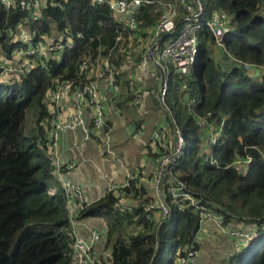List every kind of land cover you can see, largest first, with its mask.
<instances>
[{
	"label": "trees",
	"instance_id": "obj_1",
	"mask_svg": "<svg viewBox=\"0 0 264 264\" xmlns=\"http://www.w3.org/2000/svg\"><path fill=\"white\" fill-rule=\"evenodd\" d=\"M201 1L206 15L213 10L233 13L231 30L225 37L227 50L241 60L263 65L264 0ZM156 14L153 5L140 9L136 15L139 28L130 42L133 32L117 22L104 4L44 0L41 17L33 20L29 10L5 8L0 3L2 60H11L14 53L28 48L19 40L20 31L34 32V43L45 36L58 40L78 32L83 35L59 55L47 60L34 56L37 65L30 71L0 80V264L71 263L73 239L69 235L66 198L53 179L43 145L47 134L44 118L50 114L46 92L55 78L75 84L86 82V72H80L81 63L86 60L87 69L97 71L99 60L105 57L111 63L114 84L126 85L121 69L130 59L127 44L130 42L133 48V41L144 42ZM198 41L194 65L197 87L188 82L189 89L181 92L175 77L167 97L184 137L174 174L197 193L205 209L222 215L223 224L255 226V236L233 252L227 264H264V73L255 75L253 70L228 63L224 54L213 49V36L206 28L199 31ZM42 60L47 68L40 66ZM91 79L99 78L95 74ZM31 105L38 113L33 130L25 134V111ZM206 112L218 120L225 116L222 135L209 152L217 164L206 158L205 142L195 124V115ZM246 154L252 160L240 172L231 163ZM51 187H55L53 194L48 193ZM164 197L170 214L158 221V227L152 213L145 209L147 199L132 210L123 209L116 205L113 192L80 212L79 218L105 219L104 250L110 253L105 258L98 256L99 264H173L178 250L192 240L198 229L199 211L167 193ZM129 228L135 231L128 234ZM17 232L10 253V241Z\"/></svg>",
	"mask_w": 264,
	"mask_h": 264
},
{
	"label": "built area",
	"instance_id": "obj_2",
	"mask_svg": "<svg viewBox=\"0 0 264 264\" xmlns=\"http://www.w3.org/2000/svg\"><path fill=\"white\" fill-rule=\"evenodd\" d=\"M93 4L107 5L113 17L117 22L123 23L133 33L129 36L130 42L134 40L135 31L139 28V21L136 15L143 6L153 5L156 7L155 23L149 30L148 37L141 45L140 51L132 54L134 48L127 44L128 54L135 59V67L141 71H149L157 75L156 99L159 109L163 113V121L150 133V139L154 149L155 168L152 172V182L155 186L157 200L145 204L146 211L152 213L159 210L160 221L165 220L170 214V207L165 201L164 193L169 194L173 199L179 198L187 202L194 211L198 209L199 220L198 229L192 240L186 244L181 250H178L173 264H194L198 254V243L202 232L205 230V222L212 218L218 230L235 238L234 252L240 249L242 245L247 244L255 236V226L244 229H224L221 214H213L203 207L200 198L196 196V192L191 190L185 182L174 174V169L178 159L181 156L184 137L176 119L172 113V109L167 101L170 91V84L173 78L179 79L177 88L183 92L189 89L188 80L190 66H194L199 52L198 33L201 29H208L214 41V46L224 54L228 63L238 66L243 70L258 69L260 74L264 73V64H252L241 60L231 54L225 46L226 34L231 30L232 16L222 13L219 10H213L206 15L201 0H87ZM5 8H21L29 10L33 20L38 19L42 15L44 0H0ZM10 31L9 29H7ZM34 32L23 33L19 40L28 45V48L21 52L25 58L18 60H0V80L5 79L8 75H21L30 71L36 64L33 57H39L47 60L53 56L61 54L65 48H71L75 44L77 38H82L81 33L66 39H47L46 41L33 42ZM44 60L40 66L47 68ZM80 72H86L88 79L84 83H74L66 79L55 78L50 89L46 92V97L53 110L44 118L45 126H47V135L43 143L47 154L51 161V171L53 177L57 180L66 198V208L68 220L70 223L69 235L73 239L72 264H99L93 252V244L99 239V233L96 230L90 231V239L85 240L73 234V226L80 212L92 202L87 199L80 186L74 183L66 176V172L70 171L74 166V162H62L59 158V139L60 133L68 129L80 126L83 130L84 138L91 136V130L86 125L83 109H90V125L91 128L98 132L105 125L104 103L99 98V92L94 80L91 79V71L87 69V61L84 60L80 65ZM98 78H109L113 80V71L108 58H102L98 62L96 71ZM259 75V74H258ZM132 83V82H131ZM135 95L132 99L133 104L139 102V89H134ZM72 94L74 97L73 108L74 118L67 123L63 120L60 110V102L64 95ZM187 93L186 98L187 103ZM189 108V103H187ZM215 119L211 112L195 115V124L199 127L202 140L205 141L207 150V159L211 163L217 164L216 160L210 157V147L216 143L222 135L225 116ZM264 159V155H262ZM252 160L250 154H246L235 159L231 165L236 166L240 172H243L246 165ZM227 166H230L228 164ZM130 178L123 183L108 185L103 190L98 199L113 192L116 194V205L128 209L124 204L126 191L130 188ZM53 193V190H48ZM130 210V209H129ZM149 213V214H150ZM149 214L146 218H149ZM158 220V221H159ZM158 221L157 227H158ZM159 221V223H160ZM156 227V229H157ZM180 251L182 253H180Z\"/></svg>",
	"mask_w": 264,
	"mask_h": 264
},
{
	"label": "crops",
	"instance_id": "obj_3",
	"mask_svg": "<svg viewBox=\"0 0 264 264\" xmlns=\"http://www.w3.org/2000/svg\"><path fill=\"white\" fill-rule=\"evenodd\" d=\"M23 33L28 32L20 31L18 36L20 37ZM47 39L52 38L45 36L44 41ZM214 47L213 49L217 50L218 53L222 55V52H220L217 47ZM15 57L14 53L11 59L15 60ZM22 58H25L24 54H22ZM0 60H2V58H0ZM135 61V59L130 57L121 69V71L124 72L122 80L124 79L127 81L126 85L114 84V78L110 80L104 77L95 81L99 92V98L102 103H104L105 107V125L103 129L95 132L91 128L89 120L90 109L85 107L83 109V114L86 125L91 130L90 138H84L83 130L80 126L73 129L66 128L60 133L58 148L60 161L64 163H75V166L70 171L66 172V176L80 186L87 199L91 202L97 201L99 194L105 190L108 185L123 183L130 178V191L129 193L126 192V197L123 201L130 210L134 209L144 199H147L149 202H155L157 200L155 186L152 182V172L155 168V154L150 139V133L158 125H161L163 121L162 113L160 122L154 127L151 125L149 133V131L147 132L142 128V118H137V120L135 118L134 121L129 119L130 115H124L120 106L114 100L116 93L121 91L123 96H125L127 100H130L129 103H132V99L135 95L134 89L136 90L138 88L139 102L135 105L139 106L143 104L144 108L158 107V110H160L155 96L157 75L149 71H139L135 67ZM90 71L92 74L91 77L97 74L96 70ZM118 83H120V81ZM148 84H152L155 87L153 96L148 94ZM73 102L74 97L72 94L64 95L60 102L59 111L62 114L63 120L67 123L71 122L74 118ZM47 107L50 113L53 108L50 104H48ZM36 116L37 115L34 116L30 123L28 133L34 128ZM44 151L47 152L46 149ZM53 179L57 182L54 177ZM49 190H53L54 193L55 187H51ZM152 216H154L155 221H158L160 219L159 210H154ZM228 225L230 227L229 229H244L237 224ZM250 226L252 225L244 227L249 228ZM205 228H207V231L205 230L206 232L200 237L198 254L194 264L200 263L203 246L209 247V243L213 241L217 245L223 244V246H227L222 256L225 260L228 259L235 250V238L225 233L211 236L209 232L216 228L212 218L205 222ZM91 230H96L99 233V239L93 244V252L97 259L98 256L105 258L110 253V250H104V236L106 235L105 219L103 217L77 218L73 226V234L75 236L89 240ZM134 231L135 229L133 228L127 230L128 234ZM201 243L204 244L202 247ZM245 245L246 244L242 245V247ZM242 247H240V249ZM72 259L73 257L70 260V264H72Z\"/></svg>",
	"mask_w": 264,
	"mask_h": 264
},
{
	"label": "rangeland",
	"instance_id": "obj_4",
	"mask_svg": "<svg viewBox=\"0 0 264 264\" xmlns=\"http://www.w3.org/2000/svg\"><path fill=\"white\" fill-rule=\"evenodd\" d=\"M262 14L264 15V7L262 8ZM231 16H233V13L231 14ZM143 44V41H138L136 42H132V47L134 48V50L132 51V54H136L137 51H140V47ZM23 53L21 52H16L15 53V60H18V58H20V56H22ZM189 74L186 77V80H188V82L192 85L193 88H196L197 85L195 83V75H194V66H190L189 69ZM152 84H148L147 85V91L148 94L150 95H154V91H155V87ZM115 102L120 106L122 113L125 114H129L130 118L133 121L137 120V118L139 119H143V126L142 128L145 129L147 132L151 130V125H153V127L160 122L161 120V114L162 112L160 110H158V107L154 108H144L143 104L142 105H135L133 103H129L130 100H127L125 96H123V93H121V91L119 93H116V97H115ZM129 104V105H128ZM153 108V109H152ZM161 112V113H160ZM38 110L36 108L35 105H31L29 106L26 111H25V117H24V122H23V129L25 134L28 133V128L30 126V123L32 121V119L34 118L35 115H37ZM138 119V120H139ZM140 121V120H139ZM237 225H239L240 227L245 228V224L243 223H238ZM224 229H229V225L228 224H223ZM205 230L207 231V228H205ZM203 231L202 234H204L206 231ZM209 233H211V236H214L215 234H220L223 233L222 231L218 230L217 228H215V230H211ZM208 233V234H209ZM19 232H17L13 239L10 241V247H9V252L11 253L14 243H15V239L18 237ZM210 246L206 247L203 246L204 244L201 243V247L203 246V252H202V259H200V263L199 264H227L228 260L222 256V253L227 249V246H223V244L217 245L215 244V242H211L209 243ZM225 260V261H224Z\"/></svg>",
	"mask_w": 264,
	"mask_h": 264
},
{
	"label": "water",
	"instance_id": "obj_5",
	"mask_svg": "<svg viewBox=\"0 0 264 264\" xmlns=\"http://www.w3.org/2000/svg\"><path fill=\"white\" fill-rule=\"evenodd\" d=\"M254 72H255L256 75L260 74L258 69H255Z\"/></svg>",
	"mask_w": 264,
	"mask_h": 264
}]
</instances>
